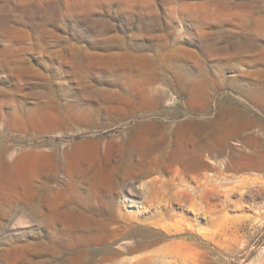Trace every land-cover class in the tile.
I'll list each match as a JSON object with an SVG mask.
<instances>
[{
  "label": "rangeland",
  "instance_id": "rangeland-1",
  "mask_svg": "<svg viewBox=\"0 0 264 264\" xmlns=\"http://www.w3.org/2000/svg\"><path fill=\"white\" fill-rule=\"evenodd\" d=\"M145 121L174 141L179 122L206 132V215L172 204L201 237L188 264H264V0H0V264H109L115 238L162 236L112 228L118 213L150 216L149 177L127 176L119 154ZM65 154L79 157L69 172ZM68 175L103 194L85 210L110 219L98 243L68 246L48 222L84 210L65 197Z\"/></svg>",
  "mask_w": 264,
  "mask_h": 264
},
{
  "label": "bare ground",
  "instance_id": "bare-ground-1",
  "mask_svg": "<svg viewBox=\"0 0 264 264\" xmlns=\"http://www.w3.org/2000/svg\"><path fill=\"white\" fill-rule=\"evenodd\" d=\"M104 108L107 115H125L129 111H137L133 107L119 105H108ZM87 110L95 113L94 109ZM196 124L192 121L176 124L174 132L180 139L175 141L168 135L172 127L167 124L158 125L155 122L145 121L129 128L128 136L124 144L120 146L119 154L125 155L123 145L128 148L127 176L133 179L140 178V174L149 177L140 182L144 193L142 208L150 215L143 220L145 222L126 218L118 213L113 218L112 226L110 219L102 217L101 213L97 215L92 212L85 213L86 209L91 210L94 206H102L103 194L95 186H85L86 191H77L79 184L71 175H68L69 179L64 188L67 192L65 197L82 204L84 210L82 209L78 214L65 212L66 214L63 215L49 212V224L56 221L62 223V228L66 231L63 235L66 245L75 247L84 243L102 241L107 229L111 226L113 229H120L122 234L131 227H144L162 235L148 241L127 240L122 243L119 241L127 239L128 236L115 238L113 242L115 246L111 248V254L115 255L104 257L110 260L109 264L195 263L200 255L195 247L197 239L201 238L200 234L193 223L173 212L172 204H176L181 210L192 209L196 212L194 218H197L200 213L206 215V132H198ZM223 137L224 141L226 136ZM65 158L69 172L71 167L78 163L79 157L76 154L70 157L65 154ZM117 163L118 159H115L111 162L113 169H107L104 172L106 180H110V173L116 168ZM236 163L240 167L249 168L257 165L248 155H242ZM111 193L116 192L113 189ZM176 237H180L179 240H173ZM162 239L171 241L166 246L156 248L155 245ZM189 250L196 252H189ZM125 252L136 254L121 258Z\"/></svg>",
  "mask_w": 264,
  "mask_h": 264
}]
</instances>
